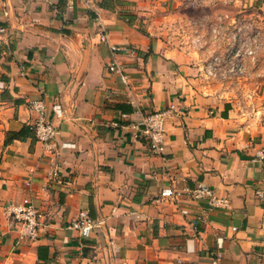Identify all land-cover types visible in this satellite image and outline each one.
Listing matches in <instances>:
<instances>
[{
    "label": "crops",
    "instance_id": "crops-1",
    "mask_svg": "<svg viewBox=\"0 0 264 264\" xmlns=\"http://www.w3.org/2000/svg\"><path fill=\"white\" fill-rule=\"evenodd\" d=\"M168 1L0 0V264H213L218 253L217 264H264V162L251 158L264 91L233 98L206 81L195 49L150 24ZM236 1L264 18V0ZM110 44L133 54L113 57ZM35 100L57 131L49 144L30 127ZM154 111L166 112L157 155L139 126ZM183 183L226 202L192 227L203 202L183 199L184 216L160 198ZM26 197L43 219L35 240L6 211ZM80 211L95 222L88 238L70 227Z\"/></svg>",
    "mask_w": 264,
    "mask_h": 264
},
{
    "label": "rangeland",
    "instance_id": "rangeland-1",
    "mask_svg": "<svg viewBox=\"0 0 264 264\" xmlns=\"http://www.w3.org/2000/svg\"><path fill=\"white\" fill-rule=\"evenodd\" d=\"M152 14L150 24L160 37L173 46L195 49L202 68L212 57L219 59L206 81L221 85L233 98L264 91V18L245 3L169 0Z\"/></svg>",
    "mask_w": 264,
    "mask_h": 264
},
{
    "label": "built area",
    "instance_id": "built-area-1",
    "mask_svg": "<svg viewBox=\"0 0 264 264\" xmlns=\"http://www.w3.org/2000/svg\"><path fill=\"white\" fill-rule=\"evenodd\" d=\"M102 40H106L105 35L101 36ZM9 44L6 38V27L0 25V47H5ZM110 51L114 56L119 54H133V49L128 45L121 44H110ZM219 59L217 57H212L202 68V72L205 76L212 74V68L217 65ZM107 70L110 73H114L120 77V80L124 83L126 88H129V78L124 72V69L120 63L115 59H112L107 65ZM29 109L36 114V118L31 123L36 140L43 142L44 144H49L54 140L57 131L53 127L52 123L45 119V106L41 100H35L29 103ZM165 111H154L143 115L139 126H142V134L147 141V149L152 154H161L164 149V120ZM252 161L264 162V146L260 147L255 155L252 157ZM258 196H263V191H256ZM160 198L162 202L171 203L177 207L179 212L186 216L189 214L187 209L179 208L183 199L195 202H203L204 206L198 208V215L195 216L191 221L190 225L196 227L197 225H204L208 221V214L213 208L219 205L225 204V199L219 198L215 193L201 183L195 185L194 187H189L186 183H183L181 187H175L171 185L169 188L164 189L160 193ZM8 216L14 221V223L19 227L21 236L27 238L28 240H35L38 235V231L43 223L42 215L39 213L37 208L32 203L30 197H26L22 200V203L18 206H10L7 208ZM70 227L78 230L79 234L83 238H88L94 227V220L88 215L86 211H80L78 213L77 219L70 225ZM235 230V228H233ZM261 254L264 256V235L261 236L260 240ZM220 253L217 255V259L213 260V264H217L220 258Z\"/></svg>",
    "mask_w": 264,
    "mask_h": 264
}]
</instances>
